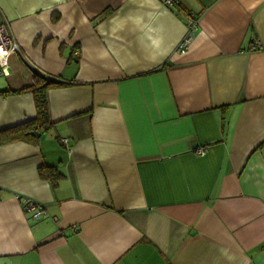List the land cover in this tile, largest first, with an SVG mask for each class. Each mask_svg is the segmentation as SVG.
<instances>
[{
    "label": "crops",
    "instance_id": "obj_1",
    "mask_svg": "<svg viewBox=\"0 0 264 264\" xmlns=\"http://www.w3.org/2000/svg\"><path fill=\"white\" fill-rule=\"evenodd\" d=\"M0 24L20 47L0 90V264H264V0H0ZM35 72L60 83L52 126L4 142L37 113L3 92Z\"/></svg>",
    "mask_w": 264,
    "mask_h": 264
},
{
    "label": "trees",
    "instance_id": "obj_2",
    "mask_svg": "<svg viewBox=\"0 0 264 264\" xmlns=\"http://www.w3.org/2000/svg\"><path fill=\"white\" fill-rule=\"evenodd\" d=\"M179 3L176 5L178 6ZM58 83L53 77L43 75L35 72L33 76V83L27 87H24L16 91H4L5 95L9 94H22L30 93L33 95L37 117L26 123L25 125L18 126L16 128L9 129L3 134L7 136L4 142L17 141L25 139L27 136H32L35 133L30 131V128L36 127L40 132H46L52 126L50 122L49 102H48V91L51 87H57ZM28 131V132H27ZM41 137V136H40ZM42 138V137H41ZM40 176L44 179L54 180L56 175L55 169L50 167H41L39 170ZM54 177V179H53Z\"/></svg>",
    "mask_w": 264,
    "mask_h": 264
},
{
    "label": "built area",
    "instance_id": "obj_3",
    "mask_svg": "<svg viewBox=\"0 0 264 264\" xmlns=\"http://www.w3.org/2000/svg\"><path fill=\"white\" fill-rule=\"evenodd\" d=\"M179 3V0H164V5L166 7H175ZM198 29V23L195 21H190L189 31L186 33V37L180 43L179 51L183 52L190 45L195 32ZM254 49L260 50L261 46L256 41H254ZM20 53V47L13 37L10 28L6 24H0V77L8 78L11 75V59L13 56ZM75 56L79 57V52L75 51ZM43 139V137L41 138ZM60 143L64 148H67L69 145V139L65 138L60 139ZM206 148H199L195 151V155H204L206 153ZM25 211L30 215L34 220H40L47 216V212L44 206L38 205L32 201H25Z\"/></svg>",
    "mask_w": 264,
    "mask_h": 264
},
{
    "label": "rangeland",
    "instance_id": "obj_4",
    "mask_svg": "<svg viewBox=\"0 0 264 264\" xmlns=\"http://www.w3.org/2000/svg\"><path fill=\"white\" fill-rule=\"evenodd\" d=\"M7 80L3 77H0V90L5 89L7 87Z\"/></svg>",
    "mask_w": 264,
    "mask_h": 264
}]
</instances>
